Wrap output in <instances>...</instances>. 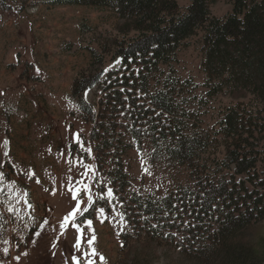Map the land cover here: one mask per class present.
I'll use <instances>...</instances> for the list:
<instances>
[{
    "label": "rangeland",
    "instance_id": "rangeland-1",
    "mask_svg": "<svg viewBox=\"0 0 264 264\" xmlns=\"http://www.w3.org/2000/svg\"><path fill=\"white\" fill-rule=\"evenodd\" d=\"M232 1L217 0L210 8L211 16L222 17ZM177 2L182 7L188 4V0ZM117 25V16L109 8L30 3L23 8L16 4L10 10L0 9V264H72L71 258L77 254L73 248L74 229L66 226L67 234L61 236L64 230L60 228L63 217L75 206L68 190L70 180L73 190L88 188L77 197L82 206L93 207L87 202L89 192L95 205L92 219L79 220L86 212L77 217L82 228V222L92 221L84 241L94 235L92 248L96 251L94 257H82L80 264H88L89 260L100 264V256L104 257L103 264H211L196 250L207 235L187 232V217L171 240L160 242H143L141 233H133L128 226L120 196L136 193L163 198L185 184L188 172L185 167L152 163L149 143H137L121 127L126 123L122 117L126 107L122 90L101 92L93 87L87 91V98L84 93L94 111L93 121L89 122L83 120L85 114L72 97L73 81L86 72L92 54L102 56L105 71L119 68L118 61L100 49L102 44L108 49V38L120 37ZM200 37L198 32L185 41L173 70L180 79H189L195 85L190 94L195 100L189 107L198 110L201 128L209 130L232 99L206 96L200 72ZM93 126L113 129L129 148L122 157L129 187L125 193L114 190L116 198L111 203L99 199L101 189L106 191L111 184L105 172L97 170V142L90 138ZM76 134L80 144L73 139ZM215 147L208 149L205 159L213 162L223 157V148ZM258 163L257 181L264 185V154L259 155ZM108 164L107 160L104 169ZM31 172L35 175L29 178ZM237 181L239 176L232 182ZM244 187L247 192L253 189L248 184ZM257 193L264 194V190ZM100 207L106 209L103 215L96 211ZM253 226L248 233L254 250L261 254L264 219L254 220ZM214 227L216 224L211 225V229ZM123 235L128 246L122 251ZM54 241H58L55 248ZM85 250L88 245L83 243L80 251Z\"/></svg>",
    "mask_w": 264,
    "mask_h": 264
},
{
    "label": "trees",
    "instance_id": "trees-1",
    "mask_svg": "<svg viewBox=\"0 0 264 264\" xmlns=\"http://www.w3.org/2000/svg\"><path fill=\"white\" fill-rule=\"evenodd\" d=\"M216 1L188 0L182 7L177 0H0V9L41 3L113 10L120 37L108 38V49L103 44L100 49L113 56L119 68L105 71L102 56L92 54L86 72L73 81L72 97L89 122L94 111L84 93L93 87L101 92L121 89L126 104L121 127L137 143H149L152 163L188 172L185 184L163 198L120 196L128 226L141 233L143 242H160L171 240L187 217V232L207 235L202 249L196 248L200 257L211 264H259L264 250H254L248 231L254 220L264 219V194L257 193L264 190L257 181L259 155L264 154V0H233L219 18L210 14ZM198 32L206 96L232 99L221 110L216 128L209 130L201 128L198 110L189 107L195 85L173 70L178 51ZM90 138L97 142V170L105 172L115 193H125L129 181L122 157L128 145L113 129L93 126ZM211 146L223 148L220 160L205 159ZM237 176L240 181L233 183ZM247 184L253 187L250 192ZM93 210L79 220L92 219ZM125 236L122 251L128 246Z\"/></svg>",
    "mask_w": 264,
    "mask_h": 264
},
{
    "label": "snow or ice",
    "instance_id": "snow-or-ice-1",
    "mask_svg": "<svg viewBox=\"0 0 264 264\" xmlns=\"http://www.w3.org/2000/svg\"><path fill=\"white\" fill-rule=\"evenodd\" d=\"M107 71V70H106ZM85 97L87 98V91L85 92ZM73 139L76 141L77 144H80V138L79 134H76ZM88 152L90 153L91 150L88 149ZM35 173L31 172L29 173V178L34 177ZM39 183V181H37ZM77 184L81 183V181H76ZM71 194H72V200L75 201V206L72 209L70 213H68L66 216L63 217V221L60 224V228L64 231L61 232V236H66L67 234V227L68 225L71 226L72 229H74V236H73V248L76 250V255H73L71 260L72 264H80V260L82 257H89V256H96V251L94 248H92L93 242L95 240V236L93 235L91 238L87 239L84 241V233L87 232L92 224L91 220H87L82 222L85 226L82 228L80 224L77 223V217L82 215L84 212H88L89 208L88 207H83L82 202L77 199L79 195H82V191H88L87 186L83 190L77 189L73 190V186L71 184L70 180V186L68 189ZM115 193L114 189L111 186H107L106 191L104 188L101 189V195L99 199L101 200H107L108 203H111L112 199H115ZM87 202L89 205H92L93 208L95 207L94 201L92 194L89 192L88 197H87ZM11 211V210H10ZM96 211L100 214L103 215L106 211L104 207H100L96 209ZM123 218V215L121 214V219ZM47 223V222H46ZM36 235H39L37 233ZM83 243H86L88 245V250H85L84 252H81L80 249L83 245ZM58 244V241H54L52 247L55 248ZM7 251V249H5ZM26 255V253H25ZM18 259V257H17ZM100 264H103L104 257L100 256L99 257ZM88 264H93L91 260L88 261Z\"/></svg>",
    "mask_w": 264,
    "mask_h": 264
}]
</instances>
